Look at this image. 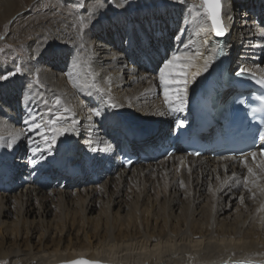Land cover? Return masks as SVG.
Wrapping results in <instances>:
<instances>
[{
  "label": "bare ground",
  "instance_id": "1",
  "mask_svg": "<svg viewBox=\"0 0 264 264\" xmlns=\"http://www.w3.org/2000/svg\"><path fill=\"white\" fill-rule=\"evenodd\" d=\"M27 1L15 4L14 0H0V31L7 34L6 42L18 47L26 41L28 32H36L33 44L38 48L34 55L43 61L44 70L39 83L30 85L22 79L9 87L0 84V108L6 102L11 105L5 108L7 114L17 115L18 110L27 114L20 128L0 116V160L7 155L18 156V150L31 146L36 161L33 164H37L28 176L32 189L13 201L15 214L11 216L7 203H0V264H60L77 258L110 264L264 262V194L256 186L264 187L263 161L251 155L245 163L234 158H192L177 153L129 171L116 166L120 135L127 132L133 139L142 138L131 140L126 136L136 154L156 146L177 121L185 118L193 93L210 79L218 42L210 21L207 30L200 31L206 17L197 16L191 7L200 0H166L162 4L117 0L120 9L111 8L105 0H86L83 8H76L73 1ZM222 4L230 29L225 46L231 72L246 69L264 77V27L248 19L251 14L246 8L252 5L264 11V0H222ZM29 6V11L40 10L44 15L31 18ZM178 14L187 19L188 38L185 43L178 41L177 47H182L181 54L194 57L195 67L188 71L203 70L206 62L208 67L189 84L183 110L173 111L175 97L169 93L170 106L159 76L152 74L145 61L157 65L163 59L164 44L159 48L151 37L173 29L174 21L180 19ZM81 16L85 18L83 28ZM184 28L185 24L180 31ZM123 46L132 48L133 54L122 52ZM93 77L96 87L91 86ZM74 83L80 87H74ZM175 87L169 85L170 89ZM98 88L106 91L101 93ZM17 93L23 108L17 103ZM57 97L62 105L55 103ZM63 107L71 111L64 112ZM60 116L64 120H59ZM122 116L142 125V129L122 121ZM53 120L57 121L55 126ZM40 122L41 143L33 140V123ZM54 127L70 130L59 135ZM65 134L71 139L68 145ZM14 135L17 138L13 142ZM33 149H37L35 154ZM74 159L76 169L71 164ZM7 165L0 167V183L10 173L11 164ZM79 166L91 169L97 177L93 183L104 179L102 196L95 193V188L91 193H86V188L79 192L44 189L42 185L49 183L37 176L47 170L53 172L54 180L69 178L73 186L81 185L85 181ZM248 167L253 168L255 176L249 175ZM241 186L243 202L233 201ZM138 187L140 193L125 198V192ZM160 189L166 192L162 198ZM112 207L117 208L114 213ZM151 209L156 210L153 216ZM156 215L164 217L159 222ZM36 216L42 220L36 221Z\"/></svg>",
  "mask_w": 264,
  "mask_h": 264
},
{
  "label": "rangeland",
  "instance_id": "2",
  "mask_svg": "<svg viewBox=\"0 0 264 264\" xmlns=\"http://www.w3.org/2000/svg\"><path fill=\"white\" fill-rule=\"evenodd\" d=\"M24 1H27V0H24ZM61 3H64V2H68V1H73L76 5L77 3V0H60ZM86 0H80V2H84ZM147 1V0H145ZM153 1H157L158 3H164L166 0H148V3L150 2H153ZM15 4H21L23 2V0H14ZM28 2V1H27ZM106 2V5L108 4L109 6H112L111 8L113 9H120L119 6H117V0H105ZM250 5V4H249ZM252 5L250 6H246V8L248 9V13L251 14V16L248 18L250 21H253V22H257V24L259 26H263L264 27V11H259L257 8L255 7H251ZM251 7V8H250ZM28 14L31 15V18H34V17H42L44 14H42V12L39 10L35 11V12H32V11H29L30 10V6L28 7ZM85 10V9H84ZM84 10H82V12H84ZM118 11V10H117ZM179 16V20L178 21H174V25H173V29L171 28V30L169 31L168 28H167V31L165 33H163V35H156L155 37H151L153 39V41H157V46H159L160 48V44H164V50H167L169 53L168 55L163 58L162 56V60L160 61L159 64L155 65V63H153L156 67V71L152 72V74L154 76H159V70L160 68L163 67L164 63L170 59L173 54H181L180 52V49L182 50V47H180L178 49L177 47V43L179 41H181V43H185L187 38H188V34L186 33L187 31V26L188 24H186L187 22V19L184 18L181 14H178L177 17ZM30 18V19H31ZM185 24V28L181 29V27H183V25ZM9 28V27H8ZM7 28V30L9 31V29ZM37 33L34 32V31H31V32H28V34L26 35V41L16 47V46H13V45H10V43L6 42V38H7V34H4L3 35V32L0 31V74L1 75H6L7 73H10V72H14L15 71V68L16 67H20L22 69V71L20 73H16L15 75H12V76H9L7 79L5 80H0V84L2 85H5L7 87L11 86L13 84V82L15 81H22V79L25 81L27 80V84H30L32 85L33 83H37V78L40 77V75H43L44 73V70H43V65L41 63H43V61H41V59H38L37 56H35V51L37 50L36 47H34V42H33V39L35 37H38V35H36ZM164 42H167V45H165ZM31 45L32 48L30 47ZM27 46V47H26ZM184 46V44L182 45ZM30 49V51H29ZM36 49V50H35ZM20 51V52H19ZM122 52H126L128 55H132L133 54V51H132V48H128L127 46H123V49H122ZM163 52V50H162ZM135 55V54H134ZM15 61V62H14ZM66 61V60H65ZM13 62V63H12ZM147 62L150 63L151 65V62L150 61H145L146 65H147ZM261 63H264V59L262 60ZM13 65V66H12ZM148 67V65H147ZM2 69V70H1ZM29 71V72H28ZM3 73V74H2ZM17 103L18 105L22 107V98L21 96H19V93H17ZM3 101V98L1 97V100L0 102ZM4 103V106L5 107H1L0 108V116H2L5 120H7L8 123L10 124H13L15 125L17 128L19 127H22L23 126V123L21 122L23 120V118H25L27 116V114H23L24 112L22 110H18V113L17 115H11V114H7L6 112V109L8 107H11V105L9 103H6V102H3ZM6 108V109H5ZM12 109V108H11ZM60 117H63V119H60ZM58 117L59 120H64V116H60ZM28 118V117H27ZM68 118V117H66ZM123 120L122 121H125L126 123H131L132 125H134L133 127H135V129H142V125H139L137 123H134L132 121L129 120L126 121L125 118H123V116L121 117ZM35 125V130H34V133L33 134V140L35 141H38L39 143L41 142H44L42 141V131H41V126H42V122H40L38 125L39 127H36L37 123H33ZM26 125V124H24ZM139 125V126H138ZM144 129V128H143ZM65 138H67L70 142V138L68 137L67 134H65L64 136V142H65ZM41 141V142H40ZM26 144V142H25ZM31 146H28L27 148H23L22 151H17V154L18 156H16L15 154L13 155H7V159H1L0 160V167L3 165L4 167L8 166L7 164H11L9 167L10 168V173L6 174L3 176V182L4 183H0V203H7L10 208H11V216L13 214H15V207L13 206L14 204V200L17 199L18 196H22L30 191L32 189V187L29 189V186H30V181L27 183L23 182V179L24 178H27L28 179V176H30L35 170H36V165L37 164H33L32 161L34 160L33 159V156L31 155V149L32 147L30 148ZM76 159L72 160V168L74 167L76 169V165L74 166V162L76 163ZM70 167V166H69ZM80 168V171H82V174L81 177H84V181L83 182L84 184H79V185H72L71 183H68V179L69 178H61L59 177V179H56L54 180L55 178L53 177V172H50V171H42V175L45 174V175H50V178H46L45 180H42L41 176H40V181H43V182H46V183H49V184H45V185H42V187L44 189H60L61 191H73V192H79V191H82L83 188H86V193L88 192H92L93 189L95 188V193L96 191L98 193H96L97 195L98 194H101L102 196V192H103V183H104V179L102 180H99L98 182H94V178L95 176L92 174V171L91 169L88 167V166H79ZM72 170V169H71ZM67 174L69 176H73L72 174H70V170H66ZM13 173H14V178H13ZM40 173H37V176H39ZM77 174V173H76ZM178 175V174H177ZM44 176V175H43ZM42 176V177H43ZM77 176V175H76ZM48 179H50L48 181ZM241 180L244 182L245 181V178H241ZM17 183H19L17 185ZM16 186V187H15ZM16 188L15 190L13 188ZM141 187H138V189H136V191H131V192H125L124 193V196L125 198H128L130 199L129 195H132L134 196L135 193H140L141 190H140ZM143 190H144V186H142ZM242 190V186L241 188H239V190H237V196L235 197V200L238 201H241L240 199V192ZM166 192L161 190L158 192L159 194V197L162 198L163 195L165 194ZM149 195H153L152 191H149L148 192ZM94 195V193H93ZM5 197V200L3 199ZM6 197H8V199H6ZM72 197V196H71ZM99 197V196H98ZM153 196H151V203H152V198ZM8 200L10 201L8 203ZM21 200V199H20ZM7 201V202H6ZM226 201V199H225ZM204 202V201H203ZM202 202V204H203ZM13 204V205H12ZM236 204H234L232 207H231V210L235 207ZM116 207H112L111 210L113 211V213L116 211ZM156 212V210L154 209H151L150 210V215L153 216L154 213ZM162 217H164V215H160V216H157L156 215V218H159L158 221L160 222ZM261 215L258 216L257 218V222L259 221ZM2 218V217H1ZM50 218V217H49ZM32 219V217H31ZM36 221L38 220H42V218H40L39 216H36ZM260 226V224L258 223L257 224V227ZM1 236V234H0ZM24 241V240H22ZM34 241V239H33Z\"/></svg>",
  "mask_w": 264,
  "mask_h": 264
},
{
  "label": "snow or ice",
  "instance_id": "3",
  "mask_svg": "<svg viewBox=\"0 0 264 264\" xmlns=\"http://www.w3.org/2000/svg\"><path fill=\"white\" fill-rule=\"evenodd\" d=\"M76 8H83L84 4L80 2V0H77V3L75 5ZM193 11L196 13L197 16H203L206 17V21L204 26L200 28V31H206L207 30V22L210 21V26L211 29L215 32L216 35L222 36L225 35V33L228 31L227 27L224 24V21L221 16V0H200L199 4L193 3L191 5ZM84 17H80V27L83 28L84 24ZM261 35H264V32L261 33ZM204 43H207L205 41ZM196 55H199L197 53ZM184 60L185 63L181 64L178 63L179 61ZM194 57L192 56H187L186 54H173V56L168 59L162 68L159 70V80L161 85L164 86V91H165V97L168 99V102L170 103L171 106V99L169 98V93L171 92L172 96L175 97L176 100V105L173 107V111H182L183 110V105L185 103L187 93H188V86L189 84L195 80L196 77L202 74V71H206L208 67V63H205V66L203 70L197 69L195 72H189L188 69L191 67H195L193 63ZM75 66V65H74ZM183 69V70H181ZM22 69L20 67H16L14 72L7 73L6 75H0V80H5L9 76L15 75L16 73H20ZM244 70L241 69L240 72L237 73V75H243ZM69 79H72V73H68ZM95 78L93 77V83L92 87H96L95 85ZM37 83H39V79L37 78ZM261 83H264V78H261ZM169 85H177V87L170 89ZM74 87H80L79 84H73ZM98 91L101 93H104L106 89L104 88H98ZM261 100H264V97H261ZM55 103L57 105H62V101L59 97L56 98ZM111 107H117L116 104H111ZM64 112H70L71 109L68 107H63ZM253 111H264V108H258L254 109ZM99 114V113H97ZM60 119H63V117H60ZM51 123L55 126L57 121L53 120ZM36 127H39V125H36ZM55 133L59 135H63L65 132L69 131V128H64V127H54L52 129ZM17 135H22V132L17 134ZM17 135L12 136V141L14 142L15 139L17 138ZM260 138L264 140V134H261ZM3 137H0V140H2ZM47 139V138H45ZM55 139V136L53 137V140ZM8 147L12 146V143L7 144ZM37 149H33V153ZM253 159L256 158V153L252 152L250 153ZM247 161V158L245 157V163ZM32 163H36L35 160L32 161ZM247 171L250 176H255L256 173L254 172L252 167H248ZM253 185H255V181L252 182ZM257 187L260 188L261 194H264V187H260L259 185H256ZM245 187H248L247 184H245ZM249 191L251 189L249 188ZM253 198H255L256 193L252 192ZM241 202H243V197H241ZM74 264H94V262L90 261H77L74 262ZM233 264H256V262L253 261H235Z\"/></svg>",
  "mask_w": 264,
  "mask_h": 264
},
{
  "label": "water",
  "instance_id": "4",
  "mask_svg": "<svg viewBox=\"0 0 264 264\" xmlns=\"http://www.w3.org/2000/svg\"><path fill=\"white\" fill-rule=\"evenodd\" d=\"M90 261V262H94V264H110V263H104V262H101V261H93V260H88L86 258H77L73 261H70V262H66V263H60V264H74V262H77V261Z\"/></svg>",
  "mask_w": 264,
  "mask_h": 264
}]
</instances>
